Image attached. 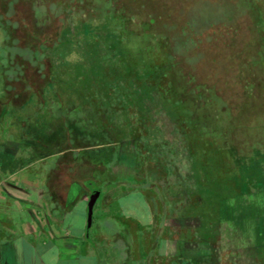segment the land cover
Instances as JSON below:
<instances>
[{"label":"rangeland","instance_id":"1","mask_svg":"<svg viewBox=\"0 0 264 264\" xmlns=\"http://www.w3.org/2000/svg\"><path fill=\"white\" fill-rule=\"evenodd\" d=\"M56 1L0 0V18L6 23L25 19L28 24L35 12L48 16L47 27L35 30L42 39L60 34V40L44 48V55L68 81L77 82L82 68L105 64L98 58L106 43L90 37L104 33L105 27L92 20V13L85 15L90 25L72 16L61 23L55 18L60 12L53 6ZM186 1L182 0L183 18L188 15ZM256 2L264 23V0ZM196 10L193 17H199L200 30L213 25L215 30L236 26V31L248 32L245 12L226 7L223 0L200 2ZM8 31L7 25L0 27L1 61ZM141 47L150 53L148 44ZM151 54L154 64H160L161 58ZM137 76L150 85L147 98L137 110L117 104L112 108L124 117L127 112L137 118L138 113L143 125L134 126L132 136L113 141L95 157L86 156L81 164L87 170V189L77 198L86 202L92 191L100 192L91 229L86 227L87 203L79 200L71 208L64 206L66 198L60 200L53 193L57 180L49 177L45 162L23 169L31 157L25 154L24 161L14 157L11 167L21 169L2 173L14 187L7 188L11 217L5 218L0 206V229L5 234L0 233V264H207V250L213 251L210 264H264V233L259 236L262 230L256 227H264V65L243 91L223 98L188 94L176 101L162 93L167 103L177 104L172 109L157 106L151 81L139 71ZM88 88L81 94L87 98L82 103L92 119H98L106 97L98 86ZM115 94L127 101L134 93ZM4 140L17 154L18 144L15 152L11 141ZM244 227H249L250 236Z\"/></svg>","mask_w":264,"mask_h":264},{"label":"trees","instance_id":"2","mask_svg":"<svg viewBox=\"0 0 264 264\" xmlns=\"http://www.w3.org/2000/svg\"><path fill=\"white\" fill-rule=\"evenodd\" d=\"M220 1L187 0L184 3L186 18L181 17L182 0L56 1L53 6L60 12L55 18L61 23L72 16L79 17L81 24L90 25L92 22L89 23L85 15L92 13L94 19H91L101 21L105 27L104 33L90 36L106 43L98 58V62L100 59L105 64L82 68L81 80L77 82L68 81L51 57L44 55V48H51L60 40L57 38L60 34L56 38L48 35L42 39L41 33L36 32V28L47 27L48 16H38L35 12L37 21L35 18L28 24L25 19L6 23L0 18V27L7 25L9 30V42L2 47L5 60H0V186L3 190L8 191L12 185L5 182L6 176L2 173L19 171L21 168H12L11 162L14 157L24 161L23 156L27 154L31 158L24 161L23 169L45 162L49 177L57 180L53 188L55 196L60 200L66 198L64 206L67 208L75 205L78 192L85 188L84 182L88 180L86 168H81L83 161H87L88 156L98 155L101 148L118 143L120 138L132 136V128L144 123L138 113H135L137 118L127 112L124 117L112 108L117 104L135 110L147 98L150 85L137 76L138 71L151 81L158 96L156 105L162 109L177 105L168 104L164 96L170 95L176 101H182L179 95L188 94L223 98L249 86L256 71L264 65L261 6L256 0H234L229 4L223 0L226 7L245 12L248 34L236 31V26L220 31L209 25L200 30L199 17H193L200 2ZM143 43L149 45L150 53L142 49ZM151 53L161 58L160 64H154ZM11 58L19 60L14 63ZM155 75L164 82L158 81ZM132 77L137 80L129 82ZM118 81H122L121 84H117ZM97 86L106 101L100 104L103 111L98 113L100 118L93 120L82 103L87 98L81 94L88 87ZM122 90L134 93L129 95V101L115 94ZM12 130L17 131L16 134L7 136ZM4 139L11 141L10 146L18 144L20 152H10ZM14 150L17 151L15 146ZM237 213L235 216L241 217ZM92 224L91 219L86 227L91 229ZM256 227L262 230L259 236L262 235L264 227ZM229 228L234 231L233 226ZM248 229L243 228L250 236ZM212 255L213 251H206L207 264Z\"/></svg>","mask_w":264,"mask_h":264},{"label":"crops","instance_id":"3","mask_svg":"<svg viewBox=\"0 0 264 264\" xmlns=\"http://www.w3.org/2000/svg\"><path fill=\"white\" fill-rule=\"evenodd\" d=\"M12 187H14V186H11V188ZM10 198H11L10 194L7 191L3 190V188L0 186V206L3 209L2 212L5 211V214H6L5 218L11 217L10 213L8 214V212H7V210H8L7 206H10V203H8ZM79 200L85 202L84 199H78V201ZM85 203H87V201ZM0 233H2L3 236L5 235L4 231L2 229H0Z\"/></svg>","mask_w":264,"mask_h":264},{"label":"water","instance_id":"4","mask_svg":"<svg viewBox=\"0 0 264 264\" xmlns=\"http://www.w3.org/2000/svg\"><path fill=\"white\" fill-rule=\"evenodd\" d=\"M99 197H100V192L99 191H93L88 197V202H87V210H88L87 224L88 225L91 223V219H92L91 211L93 209V206H94L96 200Z\"/></svg>","mask_w":264,"mask_h":264},{"label":"flooded vegetation","instance_id":"5","mask_svg":"<svg viewBox=\"0 0 264 264\" xmlns=\"http://www.w3.org/2000/svg\"><path fill=\"white\" fill-rule=\"evenodd\" d=\"M92 192H93V191H92ZM92 192H91V193H92ZM91 193H90V194H91ZM90 194H89V195H90ZM88 197H89V196H88ZM87 202H88V199H87ZM94 205H95V204H94ZM93 208H94V206H93Z\"/></svg>","mask_w":264,"mask_h":264}]
</instances>
